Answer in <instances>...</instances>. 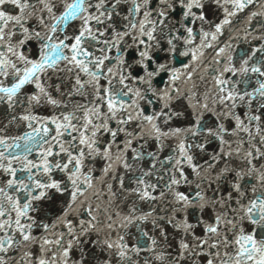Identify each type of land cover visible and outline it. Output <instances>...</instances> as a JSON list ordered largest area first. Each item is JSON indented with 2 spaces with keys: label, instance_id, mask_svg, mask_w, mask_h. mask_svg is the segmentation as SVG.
Wrapping results in <instances>:
<instances>
[{
  "label": "snow or ice",
  "instance_id": "snow-or-ice-1",
  "mask_svg": "<svg viewBox=\"0 0 264 264\" xmlns=\"http://www.w3.org/2000/svg\"><path fill=\"white\" fill-rule=\"evenodd\" d=\"M0 264H264V0H0Z\"/></svg>",
  "mask_w": 264,
  "mask_h": 264
}]
</instances>
